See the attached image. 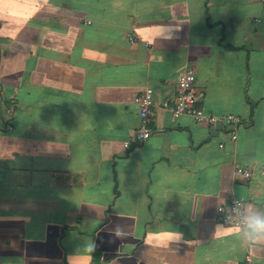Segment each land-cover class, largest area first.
<instances>
[{"label": "crops", "instance_id": "0c3cea01", "mask_svg": "<svg viewBox=\"0 0 264 264\" xmlns=\"http://www.w3.org/2000/svg\"><path fill=\"white\" fill-rule=\"evenodd\" d=\"M186 69L221 125L173 118ZM262 166L264 0H0V264H245L216 208L264 212Z\"/></svg>", "mask_w": 264, "mask_h": 264}, {"label": "built area", "instance_id": "2783aa9c", "mask_svg": "<svg viewBox=\"0 0 264 264\" xmlns=\"http://www.w3.org/2000/svg\"><path fill=\"white\" fill-rule=\"evenodd\" d=\"M195 73L192 69L184 70L176 81L175 97L168 107L167 102L163 105L168 107L173 118H179L183 115H189L199 124L213 125L219 119L214 116L206 115L198 107V99L195 91ZM134 103L137 104L139 111V122L135 128L130 141H125L123 146L125 148L131 147L132 143L139 145L146 141L152 133V130L148 124L147 118L151 113L153 107V91L150 88H145L138 95L134 97ZM11 110L8 114L11 116ZM223 121L230 127H236L241 123L239 117L235 115H227L223 118ZM231 140L236 139L234 132L230 133ZM222 147V145H220ZM236 177L247 180L251 177L249 169L242 167H236L234 171ZM260 174L264 176V166L261 167ZM246 205L243 201L237 198H231L217 206L216 214L218 221L226 227H235L239 223V217L237 211H243L246 209ZM253 247L248 245V251L245 254V264H259L253 260L252 257Z\"/></svg>", "mask_w": 264, "mask_h": 264}, {"label": "clouds", "instance_id": "9594fccd", "mask_svg": "<svg viewBox=\"0 0 264 264\" xmlns=\"http://www.w3.org/2000/svg\"><path fill=\"white\" fill-rule=\"evenodd\" d=\"M237 211L239 223L233 228H224L223 225L217 226V232H235L247 244L254 249H264V212H261L254 207H248L243 211ZM177 240L179 235L177 234ZM89 253L95 251V245L87 246Z\"/></svg>", "mask_w": 264, "mask_h": 264}, {"label": "water", "instance_id": "95a60500", "mask_svg": "<svg viewBox=\"0 0 264 264\" xmlns=\"http://www.w3.org/2000/svg\"><path fill=\"white\" fill-rule=\"evenodd\" d=\"M221 122H222V121H217L216 124H215V127H216V125H218V124L221 125ZM214 129L216 130V128H214Z\"/></svg>", "mask_w": 264, "mask_h": 264}]
</instances>
